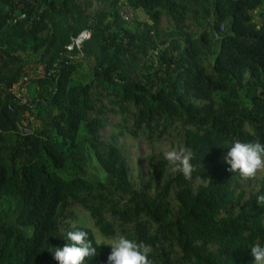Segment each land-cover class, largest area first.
Listing matches in <instances>:
<instances>
[{"label":"trees","instance_id":"obj_1","mask_svg":"<svg viewBox=\"0 0 264 264\" xmlns=\"http://www.w3.org/2000/svg\"><path fill=\"white\" fill-rule=\"evenodd\" d=\"M97 1L0 0V264H57L48 250L68 231L95 246L70 225L74 206L100 236L151 245V264H253L264 179L223 157L237 140L264 144V0ZM109 116L189 152L191 178L159 154L136 188L100 135Z\"/></svg>","mask_w":264,"mask_h":264},{"label":"clouds","instance_id":"obj_2","mask_svg":"<svg viewBox=\"0 0 264 264\" xmlns=\"http://www.w3.org/2000/svg\"><path fill=\"white\" fill-rule=\"evenodd\" d=\"M164 158L172 166L174 173L180 172L186 179L191 178V154L185 149L167 151ZM223 159L230 166L228 171L238 172L244 180H253L258 173L264 172V144L234 141ZM255 195L257 205L264 208V193L257 190ZM62 237L68 241L63 247L48 250L57 264H84L86 258L97 254L101 245L111 247L107 264H151L149 256L153 252L152 246L144 242L138 243L123 235L112 239L111 242L97 240L95 246L87 231H68ZM250 255L254 258L253 264H264V246L259 242L250 246Z\"/></svg>","mask_w":264,"mask_h":264},{"label":"rangeland","instance_id":"obj_3","mask_svg":"<svg viewBox=\"0 0 264 264\" xmlns=\"http://www.w3.org/2000/svg\"><path fill=\"white\" fill-rule=\"evenodd\" d=\"M92 2L93 8L96 10L100 4L97 0H92ZM255 21L258 23L259 18L256 17ZM71 23L72 21H69L67 25L69 26ZM161 27L164 30L168 29V25L164 18L161 20ZM204 27L205 24L199 28L194 27L191 30L197 33L200 28ZM158 40L161 42L163 38L158 36ZM125 130V126L120 122L119 116H109L106 119V127L100 132V135L106 143H114L117 148L121 150L130 174V179L133 185L139 188L151 178L153 174V168L151 166L153 160L156 159L159 154H162L164 157L165 152L172 150L179 151V148L177 144H174L171 140L149 141L143 137L134 140ZM92 165L95 166V164ZM262 179H264V172L258 173L254 180L260 182ZM70 211L72 212L70 225H82L83 227L91 229L96 241L103 240L105 242H111L112 239L120 236V234H118L114 238H104L100 236L97 229L93 227L88 215L80 208L74 206ZM66 224L69 225L68 222Z\"/></svg>","mask_w":264,"mask_h":264},{"label":"built area","instance_id":"obj_4","mask_svg":"<svg viewBox=\"0 0 264 264\" xmlns=\"http://www.w3.org/2000/svg\"><path fill=\"white\" fill-rule=\"evenodd\" d=\"M123 19L127 22H130V20L134 17L133 10L129 8L126 5H123ZM91 38V32L88 29H84L81 32H79L75 38L72 40V43L70 45V49L76 48L80 49L81 46L88 41Z\"/></svg>","mask_w":264,"mask_h":264}]
</instances>
